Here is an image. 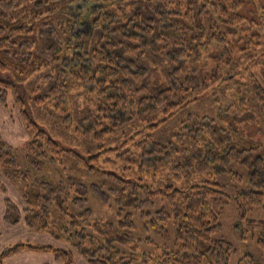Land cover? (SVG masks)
<instances>
[{
    "label": "trees",
    "instance_id": "obj_1",
    "mask_svg": "<svg viewBox=\"0 0 264 264\" xmlns=\"http://www.w3.org/2000/svg\"><path fill=\"white\" fill-rule=\"evenodd\" d=\"M12 72L34 84L26 90ZM213 84L227 86L238 107L183 124L174 142L144 137ZM30 98L81 109L78 132L97 151L62 145L34 119ZM0 101L34 131L22 160L0 136L1 169L25 183L21 203L5 194L0 223L58 243L6 245L0 264L26 251L58 264H76L77 255L88 264H230L233 244L215 237L224 208L235 201L245 219L264 207V138L233 115L251 114L264 128V0H0ZM63 119L74 128L72 113ZM182 135L188 145L178 150ZM174 155L199 182L129 176ZM225 175L231 193L216 180ZM238 264L259 263L246 255Z\"/></svg>",
    "mask_w": 264,
    "mask_h": 264
},
{
    "label": "rangeland",
    "instance_id": "obj_2",
    "mask_svg": "<svg viewBox=\"0 0 264 264\" xmlns=\"http://www.w3.org/2000/svg\"><path fill=\"white\" fill-rule=\"evenodd\" d=\"M14 77L20 83L25 85L26 90H29L34 83L28 82L27 76H23L20 73L12 72ZM231 87V84H228ZM223 85H212L208 90L202 93L196 101L190 103L183 109L179 110L174 117L168 122L161 125L159 129L150 131L146 129L143 133L144 137L150 135L159 142H174L178 133H184L183 124H190L192 121L203 115H215L220 106L232 104L233 108H237L238 105L234 99L233 93L229 92L228 87L222 91ZM32 98L28 101V108L32 113L34 119L45 129L49 131L53 137H55L62 145L66 147H73L81 152L97 151L95 143L91 137H86L85 133L78 132V128L82 126L78 122L79 115L82 114L81 109L74 106L71 102L67 105V109H57L51 107L50 103L37 106L32 102ZM67 110L73 114L74 128H66L64 125V115ZM0 115L3 118L0 119V136L15 145L17 148L16 154L22 160L26 153V143L33 136L34 131L27 128L26 123L20 118L19 112L9 109L8 112L4 111V107L0 105ZM236 121H240L238 124L244 126L250 133L258 138H264V128L259 127L252 121V115L249 117H242L239 113L234 112ZM140 125L139 127H141ZM185 134V133H184ZM185 135H182L180 140H177L176 146L178 150L184 149L188 145V142L184 140ZM13 141V142H11ZM179 158L173 156V161L163 165L157 170H139L138 168H132L129 171V176L134 178H142L146 183L156 186L172 184L180 188L188 187L200 181L201 177L191 172L186 174L181 168L175 167ZM235 170L241 173L244 177L242 186H245L247 179V168L245 166H236ZM216 180L226 186L228 192H233L230 185V175L219 176ZM0 183H4L7 194L16 203H21V193L24 189L25 183L22 180H10L8 179L3 170L0 167ZM0 195V209L5 205L4 195ZM222 228L216 233L215 237L223 238L234 246V251L231 254L230 264H238L239 260L246 256L252 255L255 257L259 264H264V246H262L261 240L264 243V207H256L249 212L245 219H240L238 216L235 201L230 203L224 208L221 217ZM35 234H39L32 229L28 228ZM29 231L22 232L15 236V239L11 243L27 242L33 245L39 244H58L48 237L42 239ZM6 233L2 236H5ZM8 242L0 244V249L4 245H8ZM3 246V247H4ZM58 246V245H57ZM27 253V256H21ZM21 255H11L8 257L4 264H54V257L50 253H35L26 251ZM31 255V256H30ZM39 256V257H37ZM35 258V259H31ZM76 264H87L86 260L80 256H76Z\"/></svg>",
    "mask_w": 264,
    "mask_h": 264
},
{
    "label": "crops",
    "instance_id": "obj_3",
    "mask_svg": "<svg viewBox=\"0 0 264 264\" xmlns=\"http://www.w3.org/2000/svg\"><path fill=\"white\" fill-rule=\"evenodd\" d=\"M0 105L1 106H3L4 107V111L5 112H8V108L6 107V106H4L2 103H1V101H0ZM12 110V109H11ZM1 118H3V115H0V119ZM11 142H13V141H11ZM3 194V192H1L0 191V195H2ZM4 195V199H5V194H3ZM4 211H5V205H4V207L2 206L1 207V209H0V215L1 214H3L4 213ZM26 231H29L30 233H33V234H35L34 232H32V231H30L29 229H28V227L25 225V224H23V223H21V224H18V225H15V226H13V225H10V224H6V223H4V222H2V223H0V244H4L5 242H8L9 244H12L11 242H13L14 241V239H15V236L16 235H18V234H20V233H22V232H26ZM6 233V235L5 236H2V235H4ZM37 237H41L42 239H46V235H44V234H35ZM47 240V239H46ZM8 244V245H9ZM4 246V245H3ZM3 246L1 247V248H3ZM1 250V249H0ZM17 255H21V253L20 254H17ZM28 254L27 253H24V254H22L21 256H27ZM14 256H16V255H14ZM31 256V255H30ZM12 257V256H11ZM37 257H39V256H37ZM31 259H35V258H31ZM87 263V262H86ZM54 264H58V263H55L54 262ZM88 264V263H87Z\"/></svg>",
    "mask_w": 264,
    "mask_h": 264
}]
</instances>
